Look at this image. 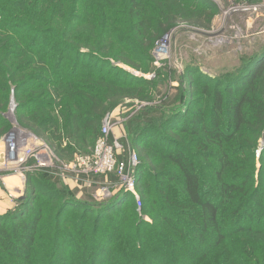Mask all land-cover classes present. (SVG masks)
I'll return each instance as SVG.
<instances>
[{
	"label": "trees",
	"instance_id": "1",
	"mask_svg": "<svg viewBox=\"0 0 264 264\" xmlns=\"http://www.w3.org/2000/svg\"><path fill=\"white\" fill-rule=\"evenodd\" d=\"M196 1L0 0V139L12 100L59 157L91 148L105 116L150 90L115 63L148 72L179 21L209 28L215 8ZM245 66L186 82L166 134H133L140 208L124 190L80 202L56 179L31 181L0 215V264H264V53ZM118 158L126 167L128 152Z\"/></svg>",
	"mask_w": 264,
	"mask_h": 264
},
{
	"label": "rangeland",
	"instance_id": "2",
	"mask_svg": "<svg viewBox=\"0 0 264 264\" xmlns=\"http://www.w3.org/2000/svg\"><path fill=\"white\" fill-rule=\"evenodd\" d=\"M205 1L215 8L210 27H196L184 20L179 21L155 44L151 51V68L148 72L136 71L115 63L133 78L147 81L150 90L144 100H125L101 121V137L103 134H109V137L111 136V139L113 137L116 141L117 148L113 149L114 165L111 172L87 171V176L98 178L94 183L85 182L84 185H79L76 178L83 168L87 169L90 166L92 168L96 165L95 144L91 148L80 150L82 152L73 153L71 157L65 159L59 157L45 142L17 123L15 105L11 100L4 114L9 129L1 139L13 131L31 135L41 144L48 146L46 148L50 152L52 162L47 169L41 168L27 174L24 181L15 178L18 183H22L26 194L31 181L36 180L43 183V179L50 177L57 180L56 190L59 191L60 196L73 198L80 202L88 197L96 202L111 199L117 192L123 190L127 176L136 180L137 166H133L130 162L129 170L123 174V171H120L121 161L118 157L128 152V158L130 157L131 160L135 155V149L131 145L133 134H140L144 126H151L160 134H166L164 122L160 121L164 118L168 120L169 114L173 113V108L183 105L181 102L183 95H180V92L186 82L204 79L226 82L228 78L241 71L240 69L246 68L245 64L250 59L264 53V0H198L196 5L202 8L200 6L207 5ZM260 87L264 90V80ZM177 96L179 100L171 107L173 99ZM186 106L181 107V112L187 110L188 106L187 108ZM155 113L158 117L153 115ZM150 117L154 119L150 125H146L144 120ZM172 119L176 120L178 117ZM103 126H105V133ZM83 163L87 167H83ZM70 168L73 170H68ZM3 170L4 168L0 167V188L11 194L13 190L7 188L10 186L7 182L9 178L7 176L10 173ZM119 174L124 177H120ZM42 175L43 179L39 178ZM107 175L114 176L117 181L109 183L106 179ZM101 178L103 181L100 180ZM99 191L103 192V198L96 196V192ZM16 204L17 202L14 208ZM136 206L140 208L141 204Z\"/></svg>",
	"mask_w": 264,
	"mask_h": 264
},
{
	"label": "built area",
	"instance_id": "3",
	"mask_svg": "<svg viewBox=\"0 0 264 264\" xmlns=\"http://www.w3.org/2000/svg\"><path fill=\"white\" fill-rule=\"evenodd\" d=\"M104 127L105 126H103V129ZM103 132H106L105 129ZM110 137L109 134H103V136L95 142L94 152L97 157V166L93 165L91 168V166L87 167L83 163L82 166L87 167V169L83 168L79 176L76 178L79 185H84L85 182L94 183L91 181V177L87 176V171L92 170L94 173L111 172L114 165L113 149L117 148V143L114 141L113 137L112 139ZM112 140L114 142L110 143ZM46 147L48 146L41 144L37 138L32 137L31 135L13 131L11 134H7L0 140V167L4 168L3 171L10 173L7 177H13L24 181L27 174H31L41 168L47 169L49 165H52L50 152ZM255 157H259V150L256 152ZM130 162L136 167L139 163L137 156L133 155L131 160L129 157L126 167L124 162L120 163V171H123V174L129 170ZM68 170H73V168ZM119 175L122 178L124 177L122 174ZM135 188L136 180L128 178L127 176L124 180V186L122 189L125 192L130 193L134 197L135 203L139 206L140 199Z\"/></svg>",
	"mask_w": 264,
	"mask_h": 264
},
{
	"label": "crops",
	"instance_id": "4",
	"mask_svg": "<svg viewBox=\"0 0 264 264\" xmlns=\"http://www.w3.org/2000/svg\"><path fill=\"white\" fill-rule=\"evenodd\" d=\"M7 182L10 183V186H7V188L13 190V192L11 191V194H9L0 188V215L13 209L14 204L17 200L24 196L25 192V188L22 183H18L15 178L9 177ZM103 195L104 194L101 191L96 192V196L99 198H103Z\"/></svg>",
	"mask_w": 264,
	"mask_h": 264
},
{
	"label": "water",
	"instance_id": "5",
	"mask_svg": "<svg viewBox=\"0 0 264 264\" xmlns=\"http://www.w3.org/2000/svg\"><path fill=\"white\" fill-rule=\"evenodd\" d=\"M25 194H26V191L24 192V196H22L20 199L21 200H24L25 199Z\"/></svg>",
	"mask_w": 264,
	"mask_h": 264
}]
</instances>
